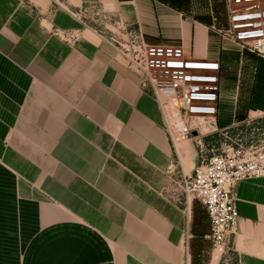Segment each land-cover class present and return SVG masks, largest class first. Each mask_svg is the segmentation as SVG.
I'll list each match as a JSON object with an SVG mask.
<instances>
[{
  "label": "crops",
  "instance_id": "crops-1",
  "mask_svg": "<svg viewBox=\"0 0 264 264\" xmlns=\"http://www.w3.org/2000/svg\"><path fill=\"white\" fill-rule=\"evenodd\" d=\"M119 11L152 46L220 62L218 113L172 138L160 104L117 50L81 24L85 3ZM182 9H207L190 15ZM227 0H0V264H212L206 210L166 196L201 139L264 119V57L224 37ZM210 153V152H208ZM229 264H264V176L235 189Z\"/></svg>",
  "mask_w": 264,
  "mask_h": 264
},
{
  "label": "built area",
  "instance_id": "built-area-1",
  "mask_svg": "<svg viewBox=\"0 0 264 264\" xmlns=\"http://www.w3.org/2000/svg\"><path fill=\"white\" fill-rule=\"evenodd\" d=\"M227 9L229 25L218 27L219 32L264 57V0H227ZM70 12L81 27L56 30L58 37L74 44L85 30H93L117 50L125 67L140 76L141 88L157 99L166 116L170 137H193V131H198L194 137H199L200 122L218 113L219 61L196 59L182 47L148 45L141 32L129 26L119 11L103 3H85ZM230 141L222 144L220 153L210 155L202 140H197L198 165L187 173L170 164L167 173L171 184L165 193L168 199L185 208H189L192 200L204 207L213 250L227 262L239 217L235 189L245 179L264 176V140L250 144Z\"/></svg>",
  "mask_w": 264,
  "mask_h": 264
},
{
  "label": "rangeland",
  "instance_id": "rangeland-1",
  "mask_svg": "<svg viewBox=\"0 0 264 264\" xmlns=\"http://www.w3.org/2000/svg\"><path fill=\"white\" fill-rule=\"evenodd\" d=\"M226 10H227L226 14L228 16V9H226ZM182 11H184L185 13H188L190 15H195L197 13L206 15L208 12H211L207 9H199V10L182 9ZM240 129H241V131L236 133V134H231L230 132H227L225 134H221V135L217 136L216 140H215L216 142L214 143V146L211 149V151H208L206 145L203 143L204 144V150L206 152H210L209 153L210 155L220 153L221 152L220 148H221L222 144L223 143H230L231 142L230 139L233 142H241L244 144L257 143L258 141L264 140V119H261L258 121L248 122V123L242 125V127H240ZM225 139L228 141L225 142ZM214 260H216L217 262H215ZM209 262H211L212 264H229V262H227L224 259V256L220 255L219 252L214 251V250H213L212 254L209 255Z\"/></svg>",
  "mask_w": 264,
  "mask_h": 264
},
{
  "label": "water",
  "instance_id": "water-1",
  "mask_svg": "<svg viewBox=\"0 0 264 264\" xmlns=\"http://www.w3.org/2000/svg\"><path fill=\"white\" fill-rule=\"evenodd\" d=\"M193 136H198V131H193Z\"/></svg>",
  "mask_w": 264,
  "mask_h": 264
},
{
  "label": "bare ground",
  "instance_id": "bare-ground-1",
  "mask_svg": "<svg viewBox=\"0 0 264 264\" xmlns=\"http://www.w3.org/2000/svg\"><path fill=\"white\" fill-rule=\"evenodd\" d=\"M215 262H217L216 260H214Z\"/></svg>",
  "mask_w": 264,
  "mask_h": 264
}]
</instances>
